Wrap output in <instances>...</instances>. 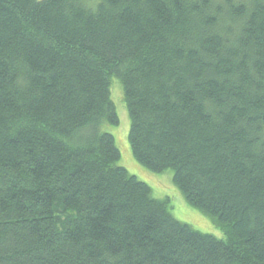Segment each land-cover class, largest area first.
<instances>
[{
  "label": "trees",
  "instance_id": "16d2710c",
  "mask_svg": "<svg viewBox=\"0 0 264 264\" xmlns=\"http://www.w3.org/2000/svg\"><path fill=\"white\" fill-rule=\"evenodd\" d=\"M0 264H264V0H0Z\"/></svg>",
  "mask_w": 264,
  "mask_h": 264
},
{
  "label": "rangeland",
  "instance_id": "374dc122",
  "mask_svg": "<svg viewBox=\"0 0 264 264\" xmlns=\"http://www.w3.org/2000/svg\"><path fill=\"white\" fill-rule=\"evenodd\" d=\"M120 89L119 83L114 79L112 97L119 114L120 124L117 126L108 125L106 127V130L115 136L117 146L121 152L118 165L127 168L131 174L147 182L153 189L154 197L160 199H164L167 196L171 197L173 204L172 212L177 219L190 224L193 228L201 232L223 238L225 235L221 228L207 215L190 206L177 187L173 185L172 171H166L160 174L153 173L135 160L129 143V115Z\"/></svg>",
  "mask_w": 264,
  "mask_h": 264
}]
</instances>
